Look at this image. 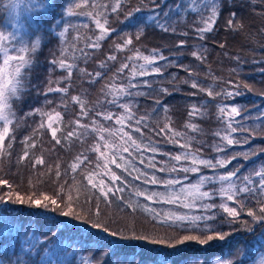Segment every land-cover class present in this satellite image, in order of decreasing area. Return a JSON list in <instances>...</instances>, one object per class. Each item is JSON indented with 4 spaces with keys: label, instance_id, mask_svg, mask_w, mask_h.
<instances>
[{
    "label": "trees",
    "instance_id": "16d2710c",
    "mask_svg": "<svg viewBox=\"0 0 264 264\" xmlns=\"http://www.w3.org/2000/svg\"><path fill=\"white\" fill-rule=\"evenodd\" d=\"M136 2L137 0H132L133 5ZM145 2L148 3V0ZM156 3L161 4L159 9L153 11V5L149 3L147 8L139 13H133L128 19H125V12L130 10L132 5H123L122 10H119V19H117V14L110 12L109 0H45L44 10L28 18L26 25L15 24L10 17L0 16V32H4L5 35L12 34L13 46L19 48L21 45H29L37 38L41 41L39 49L35 53L28 54L34 62L29 68L22 70L25 73V91L19 100L13 102L15 116L9 134L4 139L6 152L0 155V178L7 179L9 184L13 185L14 192L18 191L27 195L28 182L31 179L33 184L51 193L55 186L54 173L57 163L60 165L61 182L67 181L66 188L73 183L72 177L76 178L77 183L87 185V172L93 173L94 182L105 179L106 184L109 183V178L101 169L95 168L99 153L88 152L87 149L95 143H101L102 152L111 155V151L103 147L99 136L95 134L90 133L87 138H78L82 129L74 122L79 119L82 125L91 126L92 119H95L106 128L120 127L115 124V115L113 120L106 121L102 115L95 116V111L109 110L114 114L123 113L118 106L107 103L100 89L110 82L109 77L113 75L119 64L124 62L127 56L132 55L127 49L116 50L114 44L122 43L120 37H123L125 33L134 35L140 29H144L140 40L134 39L133 45L129 47L139 48L146 55L150 54L151 49H157L173 62V66L167 67L162 75L137 77V81L141 83L143 80L153 82L151 88L141 86L138 89L147 95L121 100L122 103L129 100L134 101L137 106L134 109L136 116H143L148 124V127L141 126L140 131L137 132L134 123L125 121L124 131L141 143L144 162H140V156L132 149L124 153V157L131 160L135 167L142 171H147L149 174L155 171L158 178H174L179 175L183 180L184 174L179 171V168L190 165L191 161L183 159L179 162L172 161L170 158L180 154L183 149L178 144L165 142L172 131H179L196 137L189 150H198L202 158L214 159L218 155L230 157L233 153L237 154V159L232 160L224 168L207 169L200 166L201 172L188 174L189 180L184 183L195 182L201 174L207 176L226 174L237 166H239L237 176L242 177L264 163V151L258 152L257 155L247 160L239 155L252 149H264V135L259 133L256 135L250 132L233 134L235 138L248 137V142L231 145L223 154H217L208 147L219 141L214 133L223 126L217 118L218 106L239 107L241 116L235 119L242 120L246 127L251 128L256 124H264V121L259 118L264 117V0H255V2L253 0H219L220 9L214 30L207 33L203 41L194 32L197 26L194 22H198L199 16L192 14L184 7L185 5L191 7L189 0H156ZM2 4L3 0H0V6ZM77 4L80 5L79 8L75 7ZM177 4L181 5L179 14L175 8ZM101 5L107 6L105 14L109 19L108 27L110 29L114 27L116 32H110L100 42V48H87L86 43L89 40H95L99 29L95 28L91 17L81 13L92 11L95 14L96 11H103ZM69 8L73 9L75 14L69 15ZM166 10H170V16L175 21L176 32L171 30L164 32L149 19L157 12L162 15ZM233 13H235V19H233V26L229 27L227 21L232 18ZM100 19L103 21V17ZM237 24L241 27L237 28ZM65 27L69 28V32L65 34V37H61L59 33ZM185 31L188 32L187 36L182 34ZM181 40L186 43L178 47ZM73 41H76L75 47L72 46ZM201 44L207 48L206 59L203 62L190 55L196 46ZM221 44L224 45L223 48L220 47ZM65 48L69 49L67 53L63 52ZM82 52L90 57L86 63ZM10 54L17 55L16 52ZM112 54L117 56L116 62L107 61V57ZM74 57L76 59L71 80L63 79L67 75L66 70L60 69L58 63L53 64L52 61L58 62L66 58V62L73 63ZM101 61H107L109 64L107 71L100 68ZM140 62L142 61L138 63ZM165 63V61L157 62L158 66ZM184 66L194 69L198 73L194 78L205 87L211 86L214 92L220 87L232 89L233 85L239 84L243 94L225 100L222 97H209L207 92L200 93L199 89L191 88L190 83H182L183 80L190 79ZM0 67H2V61H0ZM78 68H85L86 73H92L93 76L82 75L77 70ZM233 69L236 71L233 72ZM96 71H101L104 75L95 78V83H93ZM127 72L128 69H125V74ZM123 76L124 74H121L117 83L124 82ZM212 77L219 79L213 81ZM50 81L52 87L68 88V92L66 94L48 92L45 95ZM245 85L247 87H243ZM161 87L168 88L170 94L161 93L159 91ZM136 90L133 89V91ZM62 96L67 101V108L61 103ZM72 96H79L85 101V110L91 109L88 116L81 115L80 106L71 99ZM46 100H51L52 103L46 104ZM193 105H196L199 112L204 114L198 113L190 117L189 112L192 111ZM165 107L168 109L167 113L164 112ZM38 108L52 113L54 118L52 126L57 128L55 139L52 138L51 129L47 127V117L42 118L35 113ZM53 110L61 113L59 119L55 118ZM30 112L33 114L28 115ZM42 119L44 128L39 127ZM165 123L168 124L165 133L157 135L159 128L164 127ZM189 123H195L198 131L193 132L186 128L185 125ZM73 130L77 134L71 139H65L67 132ZM26 138L29 144L35 143L34 148L26 149ZM105 138L107 139V133H105ZM57 139L60 140L59 144L56 143ZM148 139L155 142L158 148L155 154L143 149V144H146ZM201 140L203 144L199 143ZM114 142L119 143L120 136L115 137ZM181 143H184L182 139ZM9 144H11L10 149ZM25 150L28 151V156L22 158ZM82 153L89 156L93 162L92 165L89 166L85 161L75 173L71 172L70 165L75 161L76 156ZM40 155L44 156L45 165H36L33 168V158ZM153 155L156 162L155 169L149 166V157ZM100 162L102 168L103 160L101 159ZM117 163H121L119 158H117ZM168 163L176 164L178 172L169 176L167 172L159 171ZM49 167L52 168L51 173L48 171ZM109 168L121 176V180L116 181V184L125 188L124 193H121L125 198L138 199L140 203L156 208L162 213L171 210L192 215L203 214V210L199 208L189 210L179 204L156 202L155 199L147 200L144 196L137 198L136 188L158 192H166L168 189L160 183L144 184L142 179L134 178L136 173L129 175L123 167L117 168L115 164H110ZM66 171L67 175H65ZM253 179L258 180L257 177ZM213 187H218V185H209L205 190ZM0 190L4 194L8 192L6 185H0ZM96 191L98 192V189ZM73 195H76L75 191ZM84 195L82 191L81 200L84 199ZM213 202L219 204L222 201L216 197ZM91 203L94 205L95 200L93 199ZM228 203L230 207H236L240 212L238 217L240 221L249 222L251 231L241 223L231 226L223 224L221 230L231 233L224 241L213 240L207 245H200L197 241H186L183 245L173 248L163 244H152L145 240H125L112 237L93 229L89 224L64 218L56 212L5 200V202H0V222L12 227L8 230L0 228V264H48V253L53 249L59 253L61 264H85V260H88L90 264H101V258L102 264H264V224L253 221L247 215V210H241L235 202ZM248 207L255 210V201L250 200ZM100 208L121 226L127 224L137 230H154L161 237L172 233L181 236L200 234L168 228L152 221L148 214L139 208L133 213L131 208L124 206L123 201L114 200L108 206L101 201ZM212 212L217 213L215 216L217 224L227 217L221 209L214 208ZM32 238L39 239L35 247L29 246ZM105 252L107 255L102 257Z\"/></svg>",
    "mask_w": 264,
    "mask_h": 264
},
{
    "label": "snow or ice",
    "instance_id": "6c2138e0",
    "mask_svg": "<svg viewBox=\"0 0 264 264\" xmlns=\"http://www.w3.org/2000/svg\"><path fill=\"white\" fill-rule=\"evenodd\" d=\"M111 7L110 12L117 14V19H119V10H122L123 5H132L130 10L125 12V19H128L132 16L133 13H139L144 8L149 6V3L153 5V11L159 9L161 4H157L156 0H148V3L145 0H137L133 5L132 0H109ZM255 2V0H253ZM189 4L185 5V9L190 11L192 14H197L199 16L198 22H194L197 26L194 28V32L197 37L203 41L207 33H211L214 30V25L218 17L220 4L219 0H189ZM75 7L79 8L80 5L77 4ZM103 11H96L93 14L92 11H87L81 14L87 15L94 20L95 28L99 29V34L95 37V40H89L85 47L87 48H100V42L104 40L110 32H116V29L109 28V19L105 14L107 11V6L101 5ZM177 13H180L181 5L177 4L175 6ZM68 14L73 15V9H68ZM100 17H103L101 21ZM152 20L156 27L161 29L164 32L171 30L176 32L175 21L170 16V10H166L162 15L157 12L156 15L149 17ZM233 19H235V13L232 14V18L227 21L228 26H233ZM74 27V26H73ZM237 28H240L241 25L237 24ZM144 29H140L134 35L125 33L123 37H120L122 43H115L114 47L118 51H123L127 49L132 55H129L125 58L124 62L119 64V67L116 68L115 72L111 77H109L110 82L106 83L101 87L100 91L104 94L105 99L108 104L116 105L123 110L122 114H114L109 110L104 111H95V116H103L104 120L111 121L115 115V124L120 125L119 128H106L102 124H99L97 120L92 119L91 126L87 124H81L80 120L77 119L74 123L82 132L78 134V138L87 136L92 133L99 136V141L103 143V147L111 151V155L106 152L101 151V143H95L89 149L88 152L99 153L97 157L95 168L101 169L105 176L109 178V183L106 184L105 179H100L97 182H94L93 173L87 172L86 179L87 185H81L76 182V178L72 177L73 183L67 188L65 184L67 181L60 180L61 172L60 165L57 163L55 165L56 171L55 176V186L52 188L50 193L44 188H40L37 184H33L31 179L28 182L27 195L21 194L20 192L13 191V185L9 184L7 179L0 178V185H6L8 192L4 194L0 190V202H5V200L20 204L34 207L37 209H43L46 211L56 212L64 218L74 219L85 224H89L93 229H97L107 235L112 237H119L121 239H135V240H145L152 244H163L169 247H176L177 245H183L186 241H197L200 245H207L210 241L219 240L224 241L228 236L231 235L230 232H224L221 230L223 224L229 226L241 223L249 231H251V226L248 221H240L238 217L240 212L237 211L236 207H230L228 202H235L241 210H247V215L252 218L253 221L264 224V163L261 164L259 168H253L251 172L242 177H238L237 173L239 172V166L234 170L227 172L226 174H220L215 176L200 175L195 182L184 183V181L189 180L188 174H196L201 172V167L207 169H220L227 166L231 163L232 160L237 159V154L233 153L229 156L218 155L214 159L202 158V156L197 151L189 150L191 144L196 140L195 136L187 135L179 131H172L168 136V139L165 142H171L173 144H178L183 151L180 154L173 155L170 159L175 162L183 160H190L191 163L188 166H181L179 171L184 174L183 180L177 175L174 178L161 179L158 178L153 171L149 174L147 171H142L135 167L134 163L124 157V153H128L129 149H132L136 154L140 156V162H144V153L142 150L141 143H138L136 139H133L128 132L124 131L125 121L132 122L136 125L135 130L140 131V127H148V124L145 122L143 116L137 117L134 109H136V104L134 101L121 102L124 98H133L136 96H144L147 93L139 91L138 89L141 86L152 87V81L143 80L142 83L137 81V77H146L153 74H163V71L167 67L173 66V62L166 57L163 52L157 49H151L150 54H144L140 51L139 48H130V45H133V40H140L141 35L143 34ZM69 32V28L65 27L63 31L59 33L61 37H65V34ZM184 36L188 35V32L185 31L182 33ZM11 33L5 35L4 32H0V61H2V67H0V155L5 154L6 149L4 145V139L9 134L10 126L13 124V118L15 113L13 111V102L19 100L23 91H25V73L22 71L26 68H29L34 62L33 59L28 55L29 53H35L41 46V41L39 38L32 41L29 45H21L19 48L13 46L11 42ZM186 41L181 40L178 47L183 46ZM76 41H73L72 46L75 47ZM220 47H224L223 44ZM69 51L68 48L63 50L64 53ZM16 52L17 55L13 56L10 53ZM183 53H181L182 55ZM207 48L205 46L197 45L195 50H193L190 55L196 60L203 62L206 59ZM85 57V63L87 62L88 56L87 53H83ZM75 59L73 58V63L66 62V58L60 59L58 62L53 60L52 63H58L60 69H64L67 72L66 77L63 79L71 80L73 75V69L75 65ZM239 59V58H237ZM107 61L116 62L117 56L115 54L109 55ZM107 61L100 62V68L105 71L108 70L109 64ZM139 61H142L138 63ZM158 61H165L164 65L157 64ZM131 65V67H130ZM125 69H128L127 74H125ZM79 73L87 74L88 76H93L92 73H86L85 68H78ZM184 70L189 73L190 79H185L182 83H190L191 88L199 89L200 93L207 92L209 97H222L227 100L235 96H240L243 94L241 90V85H233L232 89L226 87H220L219 90L213 91L211 86H203L202 83L198 82L195 76L198 73L195 72L191 67L184 66ZM51 71V69H50ZM233 72L236 69L232 70ZM121 74H124V82L117 83V80L121 78ZM104 75L101 71H96L94 73L93 83H95V78H100ZM175 79V76H173ZM219 78L212 77L213 81H216ZM136 81V82H134ZM58 83V81H57ZM231 83V81H228ZM71 86V85H69ZM243 87H247L246 85ZM133 89H137L133 91ZM161 93H169L168 88L161 87L159 89ZM48 92H59L66 94L68 88L61 87H52L51 81L45 92L47 95ZM111 97V99H108ZM71 99L77 102L81 109V115L88 116L89 110L86 109V103L79 96H72ZM46 104H51V100H46ZM61 103L67 108V101L64 97H61ZM99 103V101H97ZM159 103V101H157ZM54 111L55 118L59 119L61 113L59 111ZM164 112L167 113L168 109L165 107ZM35 113H38L42 118L47 117L48 123L47 127L51 129L52 138L55 139L57 136V128L52 126L53 124V115L52 113L46 112L40 108L35 110ZM203 115L200 113L196 105L192 106V111L189 112V116H195L197 114ZM33 113H28L32 115ZM241 116V110L237 106H227L221 105L218 106V119L223 125L219 130H217L214 135L219 138L218 142H214L208 147H210L215 153L223 154L226 149L234 144L247 143L248 137L242 136L241 138H235L233 134L240 132H250L252 135L260 134L264 135V124H256L254 127H246L245 123L242 120L235 119L236 117ZM264 121V117H259ZM18 126V125H17ZM40 128H44L43 119L39 124ZM186 128L191 129L193 132L198 131L197 125L195 123H189L185 125ZM168 128V124L165 123L164 127H160L157 135L165 133ZM105 133H107V139L105 138ZM77 133L75 130L68 131L65 139H71ZM122 134V135H121ZM120 136V142L115 143L114 138ZM181 139L184 143H181ZM56 143L59 144L60 140H56ZM200 144H203V140L199 141ZM26 149L28 147L34 148L35 143H28V138L25 141ZM8 148H11V144L8 145ZM143 149H147L155 154L158 151V148L151 139H148L146 144H143ZM264 151V149H252L249 152L240 153L244 159H249L252 156L258 154V152ZM28 156V151L25 150L22 158ZM82 157V158H81ZM117 158L121 163H117ZM34 163L32 165L35 168L36 165H45V159L43 155L39 157H34ZM101 159L103 160V167L101 168ZM88 162V165H92V160L89 159V156L86 153L76 156L75 161L70 165L71 172L75 173L82 164ZM110 164H115L117 168L123 167L125 172H128L129 175H133L135 179H142L144 184H163L168 190L166 192L150 191L148 189H135V196L141 197L144 196L147 200L155 199L156 202H164L169 204H179L185 209H202V215H192L189 213H177L174 211L160 212L156 208L149 207L147 204H142L139 200H132L130 198H125L121 195L124 193L125 188L116 184V181L121 180V176H118L116 172L111 171L109 168ZM149 166L152 169L156 168V162L154 155L149 157ZM131 169V170H130ZM49 173L52 172V168H48ZM159 171H164L171 176L172 173L178 172V167L176 164L168 163L164 167L160 168ZM67 175V171L65 172ZM253 177H257L258 180H254ZM42 183V182H41ZM177 185L179 187L177 188ZM209 185H218V187L208 188ZM90 186V187H88ZM98 189V192L96 191ZM75 191L76 195H73ZM84 192V199H80L81 192ZM111 195V199H110ZM219 197L221 203H214V199ZM95 200V204L92 205L91 201ZM123 201L124 206L131 208L132 212L135 213L139 208L141 211L146 212L152 221H156L161 225H165L171 229H183L185 232H198L199 235L195 234H185L177 235L172 233L166 237H161L155 233V231L147 230H137L133 226L127 224L121 226L115 221L106 211L101 210L100 204L101 201L108 206L113 203V201ZM250 200H254L256 204L255 210L251 207H248ZM217 208L221 209L223 213L227 214V217L221 221L219 224L215 223V216L217 213H213L212 209ZM11 225L7 223L0 222V228L3 230H8ZM39 243L38 238H32L29 246L35 247ZM107 253H103V256H106ZM49 261L48 264H61L59 253L53 249L48 253ZM85 264H90L88 260H85ZM102 264V258H101Z\"/></svg>",
    "mask_w": 264,
    "mask_h": 264
},
{
    "label": "clouds",
    "instance_id": "9594fccd",
    "mask_svg": "<svg viewBox=\"0 0 264 264\" xmlns=\"http://www.w3.org/2000/svg\"><path fill=\"white\" fill-rule=\"evenodd\" d=\"M45 0H3L0 16L10 17L12 22L26 25L27 19L44 10Z\"/></svg>",
    "mask_w": 264,
    "mask_h": 264
}]
</instances>
